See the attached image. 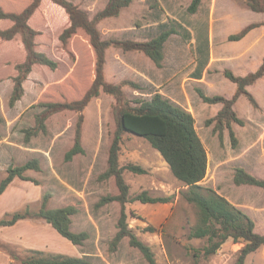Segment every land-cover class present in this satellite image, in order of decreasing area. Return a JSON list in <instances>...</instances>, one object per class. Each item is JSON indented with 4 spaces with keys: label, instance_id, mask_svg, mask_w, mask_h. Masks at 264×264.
Instances as JSON below:
<instances>
[{
    "label": "rangeland",
    "instance_id": "obj_1",
    "mask_svg": "<svg viewBox=\"0 0 264 264\" xmlns=\"http://www.w3.org/2000/svg\"><path fill=\"white\" fill-rule=\"evenodd\" d=\"M87 12L90 19L104 9L110 0H69ZM32 0H0L5 11L21 12ZM192 0H132L118 16L98 22L105 40L147 41L163 31H170L164 44V59L158 67L143 52L125 51L114 45L106 50L104 65L108 82L118 84L132 80L136 89L125 85L128 99H151L159 92L174 104L190 111L208 153V169L201 182L243 209L255 221V231L264 234V188L236 185L238 168L264 179V76L246 87L254 97L240 95L234 110L244 120L231 129L237 139L234 146L229 128L220 138L212 119L222 103L204 102L200 90L208 96L232 98L236 84L225 74L246 76L259 69L264 61V11L256 12L243 0H201L196 12L188 10ZM28 23L39 33L36 49L58 61L57 69L34 64L23 85L24 94L10 104L16 65L26 51L22 36L0 39V180L10 165H21L32 158L40 160L39 171L27 175L37 180L16 178L0 195V219L29 205L38 210L49 192L48 207L74 205L72 230L87 231L90 238L75 245L62 237L42 218L19 220L12 226H0V264H23L13 254L24 256L28 249L83 256L93 264H149L142 252L130 244L128 236L117 245L113 240L119 230L122 205L112 201L98 205L102 197L119 190L114 177L100 179L108 167V156L116 131V97L101 91L81 111L62 109L47 115L46 130L26 141V131L36 125L37 115L51 102L81 99L96 75V52L87 32L79 28L63 44L60 35L70 25L65 8L52 0H42ZM9 19L0 20V29L12 26ZM254 27L240 40L230 36L244 28ZM83 115L81 142L84 153L67 159L75 142L79 116ZM138 164L147 173L124 171L132 196L147 191L151 196L170 197L164 203L125 204L129 228L150 246L158 264H192L193 254L202 249L206 239L191 237L198 222L194 204L182 195L187 186L172 173L162 155L145 138L126 133L120 153V164ZM152 226L154 231L146 228ZM244 242L225 241L208 258L197 264H233ZM245 264H264V246L251 253Z\"/></svg>",
    "mask_w": 264,
    "mask_h": 264
},
{
    "label": "trees",
    "instance_id": "obj_2",
    "mask_svg": "<svg viewBox=\"0 0 264 264\" xmlns=\"http://www.w3.org/2000/svg\"><path fill=\"white\" fill-rule=\"evenodd\" d=\"M42 0H32V2L21 12L5 11L0 7V20L9 19L12 26L0 29V39L12 40L20 34L26 51L24 62L16 65L17 75L14 76V88L10 98V104L14 105L24 94L23 82L27 74L32 70L34 64L44 65L51 70L57 69L59 63L43 51L36 49L35 36L39 33L28 23L31 16L40 6ZM54 3L65 8L70 17V25L64 29L60 35V40L66 44L68 40L77 32L79 28L84 29L90 36L91 44L96 52V75L91 87L81 99L71 102H51L46 104V109L38 114L36 125L25 130L26 141L37 135L40 131L46 130L45 120L48 114L62 110L72 109L81 112L93 97L101 91L112 94L118 100L120 106L116 107V131L109 149L108 167L100 175V179L114 177L118 187V194L107 195L101 198L98 205L119 201L122 205L121 215L118 220V232L113 240V245L124 237L130 238V244L138 248L149 264H158L150 246L140 240L129 228L128 215L125 204L133 201L141 203H164L170 197L151 196L147 191L132 196L130 194V184L126 181L124 171L126 169L138 173H147V169L135 164H120V153L123 136L131 133L145 138L164 158L170 166L174 176L182 181L186 190L182 192L183 197L195 205L198 212V222L191 228V237L206 239L207 244L193 254V263L197 264L200 257L208 258L215 254L221 245L231 238L234 242H244L239 250L238 256L233 264H245L247 257L264 246V234L255 231V221L243 209L234 205L225 196L221 195L212 187L205 186L201 182L206 176L208 169L207 149L197 132L194 115L183 107L174 104L161 93L156 92L151 99L135 98L134 104L127 98L123 87L130 85L136 89L140 86L132 80H124L114 84L108 82L105 77L104 65L106 61V50L110 45L122 48L125 51L136 50L147 55L158 67L162 66L164 59V44L170 35V31H163L158 36L147 41L134 40H105L101 38L98 29V22L104 18L118 16L123 7L128 6L132 0H110L104 9L99 11L90 19L87 12L79 8L69 0H52ZM250 9L256 12L264 11V0H243ZM201 0H192L188 10L196 12ZM250 25L239 33L231 35V40H240L252 29ZM226 77L236 84V92L232 98L215 95L208 96L200 90V95L204 102L222 103L223 106L212 119L216 121L215 129L219 131L220 138H223L224 128H229L232 144L237 143L234 131L231 129L232 123L244 125V120L237 116L234 104L240 95H247L256 104L254 97L246 89L248 85L255 83L264 76V61L258 70L246 76L235 75L231 70L225 71ZM83 115L79 116L75 142L67 152L66 158L84 153L81 142ZM41 169L40 160L32 158L21 165H10L7 168L6 176L0 180V195L8 185L20 178L23 180H37L27 175L30 170L39 171ZM236 185H254L264 188V179L259 178L243 168H238L234 175ZM49 192L43 196L41 207L38 210L27 205L24 209L6 213L0 219V226H12L19 220L27 218H42L52 225V227L64 238L75 245H83L90 234L87 231L76 232L72 230V217L78 212L74 205L61 207H48ZM148 231L155 228L148 226ZM14 259L23 264H93V262L83 256H74L63 253L46 252L37 249H28L24 256L12 255ZM10 264H13L12 262Z\"/></svg>",
    "mask_w": 264,
    "mask_h": 264
}]
</instances>
